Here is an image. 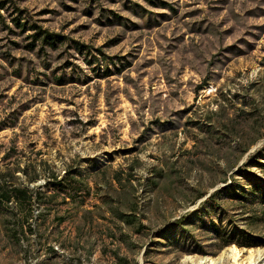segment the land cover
Wrapping results in <instances>:
<instances>
[{"label": "rangeland", "instance_id": "1", "mask_svg": "<svg viewBox=\"0 0 264 264\" xmlns=\"http://www.w3.org/2000/svg\"><path fill=\"white\" fill-rule=\"evenodd\" d=\"M0 15V264L264 250V0H4ZM42 29L63 38L30 45Z\"/></svg>", "mask_w": 264, "mask_h": 264}, {"label": "bare ground", "instance_id": "2", "mask_svg": "<svg viewBox=\"0 0 264 264\" xmlns=\"http://www.w3.org/2000/svg\"><path fill=\"white\" fill-rule=\"evenodd\" d=\"M179 264H264V250L231 245L216 257L186 255Z\"/></svg>", "mask_w": 264, "mask_h": 264}, {"label": "trees", "instance_id": "3", "mask_svg": "<svg viewBox=\"0 0 264 264\" xmlns=\"http://www.w3.org/2000/svg\"><path fill=\"white\" fill-rule=\"evenodd\" d=\"M3 2H4V0H0V4H3ZM13 20H15V24L17 26L24 27L26 24L25 21H21L20 19H17V16L13 17ZM32 38L33 39L30 42V45L33 44V42H37V44L40 42L39 46L43 47L44 43L49 44V45H54L56 43V41H61L60 39L63 37L59 33L49 32L45 29L44 30L42 29V30H38V31H35L34 33H32ZM106 70H108L107 67H106ZM71 178H74V177L71 175ZM12 191L14 192V194L16 196H19L23 199L30 197V195L28 193V187L27 186H19V187L13 186ZM7 194H8L7 192H2L3 196L9 197ZM229 242L230 241L226 239L222 242V244H228ZM240 244L247 245V246L252 245L251 242H244V243H240Z\"/></svg>", "mask_w": 264, "mask_h": 264}]
</instances>
